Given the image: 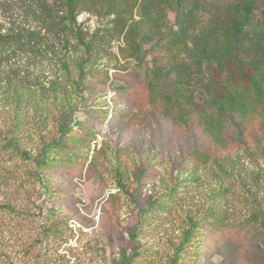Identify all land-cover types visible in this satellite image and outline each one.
I'll return each instance as SVG.
<instances>
[{"label": "rangeland", "instance_id": "rangeland-1", "mask_svg": "<svg viewBox=\"0 0 264 264\" xmlns=\"http://www.w3.org/2000/svg\"><path fill=\"white\" fill-rule=\"evenodd\" d=\"M39 1L0 0V264H264V103L218 140L198 97L145 83L189 62L159 43L175 8H136L135 47L105 9L48 27Z\"/></svg>", "mask_w": 264, "mask_h": 264}, {"label": "trees", "instance_id": "trees-1", "mask_svg": "<svg viewBox=\"0 0 264 264\" xmlns=\"http://www.w3.org/2000/svg\"><path fill=\"white\" fill-rule=\"evenodd\" d=\"M39 2L48 27L56 22L63 28L66 22L77 23L80 9L98 13L105 9L115 16L114 29L118 33L131 27L127 34H131L135 47L139 46L138 30L131 21L136 8L148 19L155 11V24L165 8H175V23L159 43L166 50L181 48L189 62L169 68L154 64L146 71L145 83L149 92L159 94L167 105H193L198 97L212 109L202 123L206 132L218 140H223L226 124L241 128L245 118L264 103V0H60L67 9L60 20L53 17L47 1ZM203 14H209L205 25ZM2 38L19 41L13 35ZM215 74L222 76L216 80ZM69 129L62 128L61 134L67 135Z\"/></svg>", "mask_w": 264, "mask_h": 264}]
</instances>
